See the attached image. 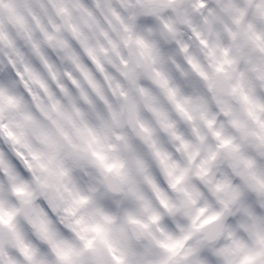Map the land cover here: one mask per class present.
Returning a JSON list of instances; mask_svg holds the SVG:
<instances>
[{
  "label": "clouds",
  "instance_id": "clouds-1",
  "mask_svg": "<svg viewBox=\"0 0 264 264\" xmlns=\"http://www.w3.org/2000/svg\"><path fill=\"white\" fill-rule=\"evenodd\" d=\"M0 264H264V0H0Z\"/></svg>",
  "mask_w": 264,
  "mask_h": 264
}]
</instances>
